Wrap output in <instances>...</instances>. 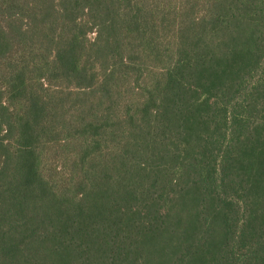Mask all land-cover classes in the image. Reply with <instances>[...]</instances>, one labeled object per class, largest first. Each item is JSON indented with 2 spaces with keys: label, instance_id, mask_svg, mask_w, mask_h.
Wrapping results in <instances>:
<instances>
[{
  "label": "trees",
  "instance_id": "16d2710c",
  "mask_svg": "<svg viewBox=\"0 0 264 264\" xmlns=\"http://www.w3.org/2000/svg\"><path fill=\"white\" fill-rule=\"evenodd\" d=\"M0 264H264V0H0Z\"/></svg>",
  "mask_w": 264,
  "mask_h": 264
},
{
  "label": "rangeland",
  "instance_id": "374dc122",
  "mask_svg": "<svg viewBox=\"0 0 264 264\" xmlns=\"http://www.w3.org/2000/svg\"><path fill=\"white\" fill-rule=\"evenodd\" d=\"M95 34L94 33H91L90 36L93 37Z\"/></svg>",
  "mask_w": 264,
  "mask_h": 264
}]
</instances>
